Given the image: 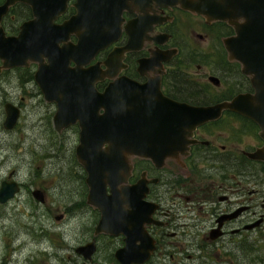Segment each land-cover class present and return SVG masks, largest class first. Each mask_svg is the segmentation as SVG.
<instances>
[{"label": "flooded vegetation", "instance_id": "obj_1", "mask_svg": "<svg viewBox=\"0 0 264 264\" xmlns=\"http://www.w3.org/2000/svg\"><path fill=\"white\" fill-rule=\"evenodd\" d=\"M179 1L86 0L98 11L103 7L111 10L102 25V35L113 43L101 50L91 65L100 63L107 70L105 62L112 58L114 77L99 81L96 89L103 93L111 83L121 81L116 87L117 104L126 107L128 98L132 104L131 113L123 109L125 119L130 114L137 119L138 103L149 106L150 155L126 156L132 169L128 182L119 184L120 189L129 188L133 201L142 207L145 221L141 238H134V245L129 247L137 246L139 257L146 259L154 244V251L142 264H264V161L252 158L264 148L259 124L224 109L218 118L189 135L181 126L184 119L179 110L181 105L213 108L242 95H254L255 89L243 74L242 65L230 60L226 41L235 35L234 28L185 9ZM36 2L0 0V13L2 7L8 9L0 16V36L18 37L22 25L35 20L31 3ZM76 2L68 1L67 11L57 24L76 14ZM70 40L78 42L76 35ZM130 42L133 49L127 50ZM38 67L30 64L5 69L0 58V81L6 71H29L22 85L34 83L44 96L35 78ZM128 82L144 87L145 95L133 87H122ZM124 88L130 89V95H122ZM48 103L56 115L57 103ZM8 104L4 105L5 121ZM72 129L78 132L80 143V123L64 131ZM121 136L125 134L116 135ZM81 169L87 191L77 202H83L85 213L93 215V224L88 233H82V245L68 259L73 264H131L133 256L125 251V233H97L102 212L88 203V174L82 165ZM9 173L1 185L17 183L18 195L24 184L17 182L14 170ZM37 191H41L43 202L35 196ZM31 194L38 203H47L43 190L35 189ZM132 210L127 207V211ZM63 218L60 215L56 219ZM82 247L88 249L79 252Z\"/></svg>", "mask_w": 264, "mask_h": 264}, {"label": "water", "instance_id": "obj_2", "mask_svg": "<svg viewBox=\"0 0 264 264\" xmlns=\"http://www.w3.org/2000/svg\"><path fill=\"white\" fill-rule=\"evenodd\" d=\"M69 0H37L34 7L35 20L24 23L18 37L0 36V58L5 69L29 67L38 64L35 75L45 99L57 103L54 117L55 129L62 133L71 125L80 123V143L76 149L77 159L87 174L89 187L88 203L102 212V220L97 233H125L127 250L133 258L131 264H142L150 257L155 246L147 251V258L139 257L140 250L130 248L134 238L140 239L144 220L142 207L133 201L129 188L119 184L128 182L132 166L127 157L146 158L150 155L151 141L147 127L151 125L146 114L147 102L138 103L137 119L130 114L124 118V110L131 113V99L127 105L119 106L116 93L119 82L111 83L103 93L96 84L106 78L113 79V60L109 58L103 70L100 63L91 65L96 55L110 46L113 39L102 35V25L111 12L93 8L86 0H77L76 14L68 21L57 24L68 7ZM182 7L205 16L210 20L228 23L235 35L226 41L230 60L242 65V72L250 78L255 89L254 95H242L213 108L197 109L186 105L179 106L184 122L185 134L205 122L218 118L222 110L229 109L253 119L261 128L264 139V0H180ZM7 6L1 8L0 16L5 15ZM1 35V34H0ZM72 35L78 38L71 42ZM130 42L127 50L133 49ZM133 87L145 95V88L136 84H123ZM130 95V89H122V95ZM149 107V106H148ZM122 111V115L120 114ZM103 111V113H101ZM4 127L12 130L17 125L20 112L8 104ZM120 128V129H119ZM125 136L116 137L118 133ZM136 134V137L132 136ZM127 156V157H126ZM252 158L264 161V148ZM17 183L3 182L0 187V203L5 204L18 193ZM41 191L35 196L43 202ZM132 207V211H127ZM59 220V219H58ZM88 248H92L91 245ZM88 248H80L82 252ZM136 255V257H135Z\"/></svg>", "mask_w": 264, "mask_h": 264}, {"label": "rangeland", "instance_id": "obj_3", "mask_svg": "<svg viewBox=\"0 0 264 264\" xmlns=\"http://www.w3.org/2000/svg\"><path fill=\"white\" fill-rule=\"evenodd\" d=\"M28 72L6 71L0 81V185L12 170L24 184L21 193L0 205V264H73L68 255L93 224V215L77 202L87 191L75 154L79 134L55 130L54 106L34 83L22 85ZM5 103L21 113L11 131L3 127ZM35 189L45 192V205L33 198ZM60 215L64 218L57 221Z\"/></svg>", "mask_w": 264, "mask_h": 264}]
</instances>
